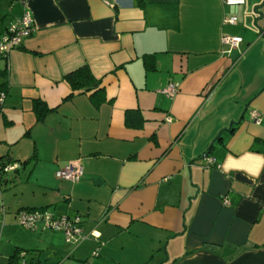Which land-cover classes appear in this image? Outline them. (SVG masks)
<instances>
[{
	"label": "crops",
	"instance_id": "0c3cea01",
	"mask_svg": "<svg viewBox=\"0 0 264 264\" xmlns=\"http://www.w3.org/2000/svg\"><path fill=\"white\" fill-rule=\"evenodd\" d=\"M24 8L33 31L0 57V158L22 164L0 174L1 260L264 264V0H0V34ZM85 64L101 92L64 100ZM37 208L85 238L24 228Z\"/></svg>",
	"mask_w": 264,
	"mask_h": 264
},
{
	"label": "built area",
	"instance_id": "2783aa9c",
	"mask_svg": "<svg viewBox=\"0 0 264 264\" xmlns=\"http://www.w3.org/2000/svg\"><path fill=\"white\" fill-rule=\"evenodd\" d=\"M225 5H243L245 0H222ZM236 17H228L225 22L234 24L236 23ZM33 31V17L29 9L24 8L21 15L17 17L8 29L0 34V56H7L12 49H16L21 45L23 39L31 34ZM241 41L238 36L226 35L223 37V42L228 43L230 46H236ZM178 91V85L176 83L170 82L159 90L164 96L172 97ZM5 98V93L0 92V104L3 103ZM252 118L255 122H259L260 118L255 111L251 113ZM169 120V119H168ZM22 166L19 162L8 163L2 168L4 173L18 169ZM83 174V168L78 161H70L63 167L59 168L55 172V176L59 179L69 180L73 183L80 180ZM225 202H227L225 200ZM19 223L27 229L34 230L37 228L38 223H43V225L53 231H62L67 243H73V238L78 235L79 238L84 239L80 235L79 222L80 218L78 216L70 218L66 215L55 217L52 212L45 208L37 209H24L20 210L18 213ZM19 263L26 264L25 253L23 251L18 254ZM1 264V263H0Z\"/></svg>",
	"mask_w": 264,
	"mask_h": 264
},
{
	"label": "trees",
	"instance_id": "16d2710c",
	"mask_svg": "<svg viewBox=\"0 0 264 264\" xmlns=\"http://www.w3.org/2000/svg\"><path fill=\"white\" fill-rule=\"evenodd\" d=\"M8 27H6L4 32L8 29ZM20 47L21 46H18L17 48H20ZM0 57H7V56L2 55ZM63 79L67 82V84L70 87V92L64 98V100L70 99L71 97L74 96L76 92H85V93L92 92L90 95H94V93L98 91L99 93L101 92L100 91L101 88L99 87L100 81L94 77L89 66L86 64L81 65L77 67L76 69L69 71L63 76ZM0 92H4V89H0ZM32 110L35 113L36 120L39 121L44 117L45 113L48 112L50 109L43 100L39 98H34L32 100ZM8 163L9 162H7L4 158H0V174L1 175L3 173L2 168ZM18 254H19V250H16L15 253L10 256L8 263L9 264H20Z\"/></svg>",
	"mask_w": 264,
	"mask_h": 264
},
{
	"label": "rangeland",
	"instance_id": "374dc122",
	"mask_svg": "<svg viewBox=\"0 0 264 264\" xmlns=\"http://www.w3.org/2000/svg\"><path fill=\"white\" fill-rule=\"evenodd\" d=\"M13 174V173H8V175H4V178L7 176L8 178H10V175ZM87 239V238H86ZM72 248H74V245L73 243L71 244ZM72 248H70L72 250ZM43 252H45V249L43 250ZM93 255H96L97 254V249L93 251L92 253ZM66 256V255H65ZM35 257V261L32 263V264H43L45 261L43 259V257L41 258V256L39 257L37 254L34 256ZM0 263L1 264H8L7 262V258H5L4 260H1L0 258ZM87 264H90V263H87Z\"/></svg>",
	"mask_w": 264,
	"mask_h": 264
}]
</instances>
